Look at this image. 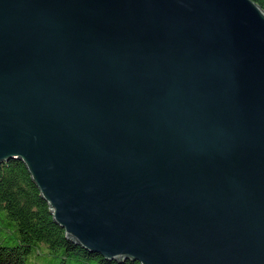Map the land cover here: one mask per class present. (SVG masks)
Segmentation results:
<instances>
[{
	"label": "water",
	"instance_id": "1",
	"mask_svg": "<svg viewBox=\"0 0 264 264\" xmlns=\"http://www.w3.org/2000/svg\"><path fill=\"white\" fill-rule=\"evenodd\" d=\"M107 260L264 264V8L0 0V165Z\"/></svg>",
	"mask_w": 264,
	"mask_h": 264
},
{
	"label": "trees",
	"instance_id": "2",
	"mask_svg": "<svg viewBox=\"0 0 264 264\" xmlns=\"http://www.w3.org/2000/svg\"><path fill=\"white\" fill-rule=\"evenodd\" d=\"M255 1L264 8V0ZM2 211L17 221L18 242L14 246L0 244V264H26L29 254L40 244L48 247L59 264L70 260L88 264L94 259L99 264H141L131 258L107 260L67 237L64 228L54 221L48 202L21 159L0 165V224L4 220Z\"/></svg>",
	"mask_w": 264,
	"mask_h": 264
},
{
	"label": "rangeland",
	"instance_id": "3",
	"mask_svg": "<svg viewBox=\"0 0 264 264\" xmlns=\"http://www.w3.org/2000/svg\"><path fill=\"white\" fill-rule=\"evenodd\" d=\"M4 220L0 224V244L7 246H14L18 242V225L17 221L9 218L4 211H2ZM26 264H59V259L50 252L48 247L40 244L34 248V251L29 254L26 259ZM67 264H81L79 261L70 260ZM88 264H99L97 260H91Z\"/></svg>",
	"mask_w": 264,
	"mask_h": 264
}]
</instances>
